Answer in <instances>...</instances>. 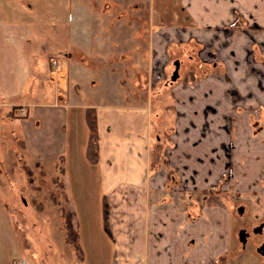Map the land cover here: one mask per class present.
<instances>
[{"label":"crops","instance_id":"crops-1","mask_svg":"<svg viewBox=\"0 0 264 264\" xmlns=\"http://www.w3.org/2000/svg\"><path fill=\"white\" fill-rule=\"evenodd\" d=\"M8 5L0 15L16 11ZM76 5L51 8L42 21L0 16V264H25L16 233L25 224L33 229L30 239L27 232L24 237L33 252L29 264L63 260L45 244L44 225H38L44 216L31 218L23 209L35 198L8 200L9 187L23 188L20 179L27 187L26 170L93 166L102 196L101 234L86 236L85 246L84 219L71 208L80 258L63 228L79 264H264V0H150L144 15L134 6L118 12L132 15L134 30L151 31L153 55L146 64L154 73L152 87L167 81L163 99L153 94L148 101L170 116L172 131L155 139L148 104L119 101L99 109L68 101L69 91L80 89L78 63L60 55L79 30L73 22L78 15L90 22V15V29L105 32L110 25L105 13L87 7L78 13L71 8ZM117 23L130 25L125 17ZM78 37L72 41L89 45L87 36ZM44 42V59L28 56ZM86 106L95 114V162L84 153ZM68 126L65 138L61 130ZM36 204L39 214L42 205Z\"/></svg>","mask_w":264,"mask_h":264},{"label":"rangeland","instance_id":"rangeland-1","mask_svg":"<svg viewBox=\"0 0 264 264\" xmlns=\"http://www.w3.org/2000/svg\"><path fill=\"white\" fill-rule=\"evenodd\" d=\"M73 2L77 5L71 8L75 7L79 10L80 8L87 7L89 10L93 8L96 13H105L103 14V19L106 20V17H108L110 25L105 32L100 29L92 30V27L90 29L88 24L93 23L94 25L95 16L90 15L89 17L87 16V18L92 19L90 22L82 20L86 16H82L81 18L80 15H78L79 18L76 17V23L73 22L74 25L79 26V30L73 31L72 40L74 37L80 39L78 36H87L89 45L87 44L85 46V44H80L77 40V42L71 39L66 40L64 52L60 54L63 57H73V60L78 63L76 67V81L80 83V89L78 93L76 91L74 93L69 91L68 101L72 102L74 106H79L80 103L98 105L97 107L99 109L103 104L112 105V102H135L148 104L150 109H152V104L149 105L148 100L153 94L154 96L157 95L156 100L163 99V92L161 93L160 91L167 81L156 79L158 88L154 89L155 86L152 87L151 78H153L154 73H151L149 65L146 64L147 57L151 56L150 58H152L153 55L150 51L149 42L151 31L143 28L141 30H134L136 24L132 23V15L118 14L122 9H127L132 6L141 7L143 14L145 11L142 6L147 8L150 5V0H140V2L139 0H0V7L3 8L4 5L9 4V7L12 6L16 10L14 13L4 11L0 16L24 20L25 18H28V20L39 18V21H42L40 18L50 16L49 10L51 8L59 7V10L67 11L69 9L68 7L73 5ZM10 4L12 5L10 6ZM21 10L30 13L27 15H17L16 12ZM80 12L79 10L78 13ZM120 17H125V22L130 25L118 24L117 19H120ZM144 19L145 16H142V21ZM97 23H100V21ZM54 24L60 25L62 29L65 28L63 21H60V24L58 21H55ZM45 44L44 42L42 46H38L28 56L32 57L36 55L37 58L44 59V53L46 51ZM186 62L189 61L183 56L181 66L185 67L184 63ZM87 69H89L88 73ZM168 70L166 71L168 73H166L167 77H169L173 70V64L170 65ZM156 100L154 99V107L157 106ZM74 109L78 112V107ZM154 112L156 113L154 114ZM151 116L154 130H152V139L156 138L155 134L165 135V131H172L170 116L165 114L160 107H155L154 111H151ZM65 129V132L62 130L61 132L65 134L66 138V132L70 134L72 127L68 126ZM63 154L66 155V152L64 151L60 157L65 159ZM65 162L64 164H67L68 159ZM87 167L90 168L89 165ZM94 167L91 170H63V168L61 170L60 168V170H45L46 172L34 168L31 170V174L26 177L27 187H25L22 179H20V184H23V188H21V185L15 184L16 179L14 178V184L18 190L15 189L14 192V188L12 187H9L8 190V200L13 199L14 202L18 201L19 203L20 198L18 195L21 194L24 199L34 197L36 201L41 203L43 211L39 214L36 211H39L41 207L37 206L36 201L28 202L27 200L24 203L25 208H22L26 213H29L31 218H33L30 215L32 213L44 216V222H40L38 225H44L43 229L46 234L44 238L45 244L51 248H57L58 251L62 252V264H79L80 261L74 255L73 247L68 243L69 241L66 239L67 242L64 239L63 215L58 209L62 207L64 209L72 208L78 210V213L84 219L82 240L85 246L87 244L86 236L94 237L93 234L96 232L101 234L102 227L101 225L97 226V223L102 216V196L98 173ZM2 174H0V178H3ZM22 176H24L23 173ZM52 197L54 200H52ZM15 219H13V222L16 224ZM78 229L80 232V228ZM26 232L30 239V235L33 232L31 225L25 224L16 230L18 236H21V248L24 251L23 254H25L23 257L24 262L25 264H29L33 263L31 258V253L33 252L26 249L27 244L24 239ZM33 241L35 242L36 240ZM96 245L99 249H102V245ZM33 247H37V244L33 245Z\"/></svg>","mask_w":264,"mask_h":264},{"label":"trees","instance_id":"trees-1","mask_svg":"<svg viewBox=\"0 0 264 264\" xmlns=\"http://www.w3.org/2000/svg\"><path fill=\"white\" fill-rule=\"evenodd\" d=\"M84 110H85L84 112L85 122L88 128V136H87L84 153L86 158L90 162H95L97 156V143H96V123H95L94 108L93 106H86ZM26 174L30 175L31 170H26ZM61 185L63 186L62 183ZM52 200H54L53 197ZM60 209L64 218L65 237L75 248L78 257L81 258L82 250L79 242V234L75 227V224L72 222L74 211L71 209H64L62 207Z\"/></svg>","mask_w":264,"mask_h":264},{"label":"built area","instance_id":"built-area-1","mask_svg":"<svg viewBox=\"0 0 264 264\" xmlns=\"http://www.w3.org/2000/svg\"><path fill=\"white\" fill-rule=\"evenodd\" d=\"M50 61H51V64L52 65H55L56 64V59L55 58H50ZM20 112L23 113L24 112V109L23 107L20 108ZM23 261L21 260L20 263H22ZM13 264H17V262H13Z\"/></svg>","mask_w":264,"mask_h":264},{"label":"water","instance_id":"water-1","mask_svg":"<svg viewBox=\"0 0 264 264\" xmlns=\"http://www.w3.org/2000/svg\"><path fill=\"white\" fill-rule=\"evenodd\" d=\"M175 74H176V71H174V72H173V74H172V77H174V76H175Z\"/></svg>","mask_w":264,"mask_h":264}]
</instances>
